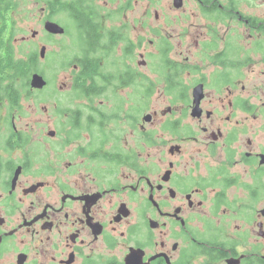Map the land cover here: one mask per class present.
Returning a JSON list of instances; mask_svg holds the SVG:
<instances>
[{
    "label": "flooded vegetation",
    "instance_id": "obj_1",
    "mask_svg": "<svg viewBox=\"0 0 264 264\" xmlns=\"http://www.w3.org/2000/svg\"><path fill=\"white\" fill-rule=\"evenodd\" d=\"M38 1L58 76L0 92V264H264V0Z\"/></svg>",
    "mask_w": 264,
    "mask_h": 264
},
{
    "label": "trees",
    "instance_id": "obj_2",
    "mask_svg": "<svg viewBox=\"0 0 264 264\" xmlns=\"http://www.w3.org/2000/svg\"><path fill=\"white\" fill-rule=\"evenodd\" d=\"M19 0H0V92L2 98L13 96L15 91L27 86L31 75L40 71V53L33 51L19 57L14 46L15 28L11 12ZM43 73V69L40 71ZM23 85V86H22Z\"/></svg>",
    "mask_w": 264,
    "mask_h": 264
},
{
    "label": "rangeland",
    "instance_id": "obj_3",
    "mask_svg": "<svg viewBox=\"0 0 264 264\" xmlns=\"http://www.w3.org/2000/svg\"><path fill=\"white\" fill-rule=\"evenodd\" d=\"M18 3V6L11 12L10 16L15 28L13 41L16 53L19 57H24L33 51L39 53L42 43L46 41V37L43 35L45 30L42 28L41 23L42 2L38 0H19ZM146 3H148V0H146ZM35 30L39 31V34L36 37H33L32 34ZM50 44L54 47L56 46V41L51 40ZM39 66L48 75V77L58 76L56 69H49L42 62H40ZM53 80L58 83V78H54ZM27 89L28 88L26 87H22L21 91H26ZM41 96L44 97V94H37L25 100L24 110L26 114L23 116L24 118L31 119L32 112H35L38 118L42 116L40 104H38V109L35 111H32L31 107V104L37 100L36 98ZM18 113L21 114L20 111H18Z\"/></svg>",
    "mask_w": 264,
    "mask_h": 264
},
{
    "label": "water",
    "instance_id": "obj_4",
    "mask_svg": "<svg viewBox=\"0 0 264 264\" xmlns=\"http://www.w3.org/2000/svg\"><path fill=\"white\" fill-rule=\"evenodd\" d=\"M176 5L179 6L180 3L177 2ZM45 29L51 33H59L62 31L61 27L57 23L52 22V21H48L46 23ZM37 33H38V31L35 30L33 32V35H36ZM39 53H40V57L44 58L46 56V48L44 46L41 47ZM46 84H47V81L41 72L35 71L31 75V86L33 88L42 89Z\"/></svg>",
    "mask_w": 264,
    "mask_h": 264
}]
</instances>
